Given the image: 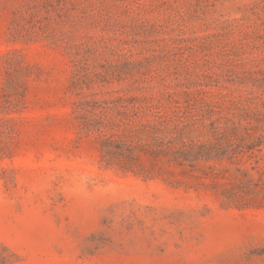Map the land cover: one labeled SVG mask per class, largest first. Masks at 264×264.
I'll return each mask as SVG.
<instances>
[{
    "label": "rangeland",
    "instance_id": "374dc122",
    "mask_svg": "<svg viewBox=\"0 0 264 264\" xmlns=\"http://www.w3.org/2000/svg\"><path fill=\"white\" fill-rule=\"evenodd\" d=\"M0 264H264V0H0Z\"/></svg>",
    "mask_w": 264,
    "mask_h": 264
},
{
    "label": "trees",
    "instance_id": "16d2710c",
    "mask_svg": "<svg viewBox=\"0 0 264 264\" xmlns=\"http://www.w3.org/2000/svg\"><path fill=\"white\" fill-rule=\"evenodd\" d=\"M93 109L90 110L89 112L91 114L95 115V110H98L100 113V116H98V118H94L91 119L90 123H88L86 125L87 130H94L97 131L99 133H102V128L106 126V123L111 124L112 126V122L110 121V118H108V114H107V109L103 106V104H95V106H92ZM137 112H140L143 108L142 107H137ZM128 108L124 107L123 111H119L118 114L119 115H123V116H128ZM106 121V123H105ZM140 129L141 132H145V131H150L152 129H155L154 126H151L149 123H142L140 124ZM139 130L135 129L134 133H133V137L134 135H136L137 137V133ZM113 137H116V135L111 134V137L104 139V146H105V154L108 156H111L115 159H120V158H124L125 161L118 163L121 164V167L124 169H130L131 168V163L136 159V156H134V150L137 148V146H139L140 141L142 139H139L138 142L136 144H133L132 139H130V143L126 144L125 142H115V140H112ZM132 137V138H133ZM155 140H160L159 138H156L155 136ZM164 141L163 139H161V141L159 142L158 146H164ZM124 151L126 152V154L124 155ZM160 152H165L162 151L161 149L157 151V153Z\"/></svg>",
    "mask_w": 264,
    "mask_h": 264
}]
</instances>
